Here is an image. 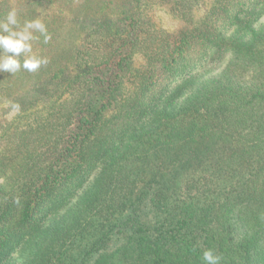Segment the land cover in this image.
<instances>
[{"label": "trees", "instance_id": "trees-1", "mask_svg": "<svg viewBox=\"0 0 264 264\" xmlns=\"http://www.w3.org/2000/svg\"><path fill=\"white\" fill-rule=\"evenodd\" d=\"M13 10L50 38L0 72V264H264V0Z\"/></svg>", "mask_w": 264, "mask_h": 264}, {"label": "clouds", "instance_id": "clouds-1", "mask_svg": "<svg viewBox=\"0 0 264 264\" xmlns=\"http://www.w3.org/2000/svg\"><path fill=\"white\" fill-rule=\"evenodd\" d=\"M19 28L15 10L10 11L4 21H0V72L14 74L22 68L29 72L37 71L42 65L47 64L46 58H41L32 53L31 41L38 39L33 31L44 36L47 43L49 36L44 23L39 20L25 21L22 28ZM25 58L21 61V56ZM18 110V105H12ZM203 260L206 264H219L220 256L209 249L203 252Z\"/></svg>", "mask_w": 264, "mask_h": 264}, {"label": "rangeland", "instance_id": "rangeland-1", "mask_svg": "<svg viewBox=\"0 0 264 264\" xmlns=\"http://www.w3.org/2000/svg\"><path fill=\"white\" fill-rule=\"evenodd\" d=\"M201 11L199 10L198 13ZM154 17L157 21L161 22L163 25H165L167 28L172 29L174 28L178 22L176 19L172 18L168 13H166L162 9H156L154 13ZM261 21H264V15L261 18ZM15 110H10L7 113L3 115L6 119H10V117L15 114Z\"/></svg>", "mask_w": 264, "mask_h": 264}]
</instances>
